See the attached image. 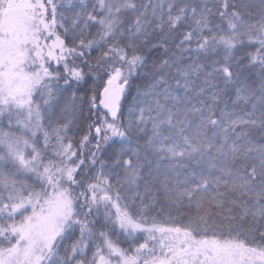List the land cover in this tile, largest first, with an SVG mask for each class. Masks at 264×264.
I'll return each mask as SVG.
<instances>
[{
	"label": "snow or ice",
	"instance_id": "snow-or-ice-1",
	"mask_svg": "<svg viewBox=\"0 0 264 264\" xmlns=\"http://www.w3.org/2000/svg\"><path fill=\"white\" fill-rule=\"evenodd\" d=\"M0 264H264V0H0Z\"/></svg>",
	"mask_w": 264,
	"mask_h": 264
}]
</instances>
